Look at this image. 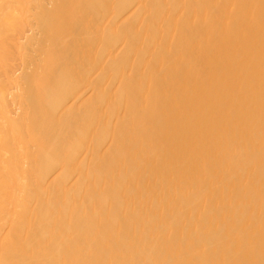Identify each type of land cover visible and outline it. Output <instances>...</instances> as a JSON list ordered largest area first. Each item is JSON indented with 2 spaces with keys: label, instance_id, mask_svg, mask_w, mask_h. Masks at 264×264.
<instances>
[{
  "label": "bare ground",
  "instance_id": "obj_1",
  "mask_svg": "<svg viewBox=\"0 0 264 264\" xmlns=\"http://www.w3.org/2000/svg\"><path fill=\"white\" fill-rule=\"evenodd\" d=\"M0 264H264V0H0Z\"/></svg>",
  "mask_w": 264,
  "mask_h": 264
}]
</instances>
